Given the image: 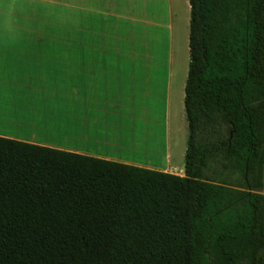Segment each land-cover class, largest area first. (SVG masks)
Segmentation results:
<instances>
[{
    "label": "trees",
    "instance_id": "obj_1",
    "mask_svg": "<svg viewBox=\"0 0 264 264\" xmlns=\"http://www.w3.org/2000/svg\"><path fill=\"white\" fill-rule=\"evenodd\" d=\"M185 176L0 137V264H264V0H189Z\"/></svg>",
    "mask_w": 264,
    "mask_h": 264
},
{
    "label": "crops",
    "instance_id": "obj_2",
    "mask_svg": "<svg viewBox=\"0 0 264 264\" xmlns=\"http://www.w3.org/2000/svg\"><path fill=\"white\" fill-rule=\"evenodd\" d=\"M72 1L55 43L0 0V137L185 176L190 1Z\"/></svg>",
    "mask_w": 264,
    "mask_h": 264
},
{
    "label": "rangeland",
    "instance_id": "obj_3",
    "mask_svg": "<svg viewBox=\"0 0 264 264\" xmlns=\"http://www.w3.org/2000/svg\"><path fill=\"white\" fill-rule=\"evenodd\" d=\"M15 1V0H14ZM19 2V8H14L13 20H6L7 23H13L15 27H31V28H46L51 32V42L59 43L65 38L68 40V35L71 29H74V1L72 0H16ZM68 1V6L65 2ZM174 4L181 9L182 15L186 11L184 0H173ZM61 34V36H60ZM47 38V37H46ZM62 38V39H61ZM70 42V41H69ZM186 122L184 123V134L178 135L176 138L175 129H173V140L179 144L183 143L187 146L188 140V122L185 112ZM186 126V127H185ZM186 132V134H185ZM182 140V142H181Z\"/></svg>",
    "mask_w": 264,
    "mask_h": 264
}]
</instances>
